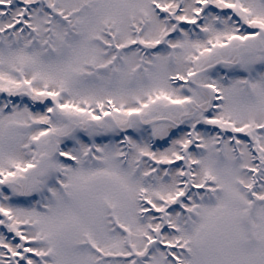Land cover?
I'll return each mask as SVG.
<instances>
[{"label":"snow or ice","instance_id":"6c2138e0","mask_svg":"<svg viewBox=\"0 0 264 264\" xmlns=\"http://www.w3.org/2000/svg\"><path fill=\"white\" fill-rule=\"evenodd\" d=\"M0 264H264V0H0Z\"/></svg>","mask_w":264,"mask_h":264}]
</instances>
